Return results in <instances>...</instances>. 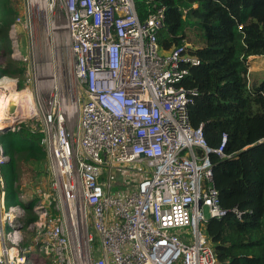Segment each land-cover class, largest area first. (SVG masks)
<instances>
[{
  "label": "built area",
  "instance_id": "2783aa9c",
  "mask_svg": "<svg viewBox=\"0 0 264 264\" xmlns=\"http://www.w3.org/2000/svg\"><path fill=\"white\" fill-rule=\"evenodd\" d=\"M18 11L12 57L31 101L12 113L7 104L0 137L27 122L42 134L51 190L34 193L37 219L25 225L13 196L6 205L1 141L0 264H33L34 254L54 264H218L203 227L228 213L210 160L225 157L227 136L212 149L190 123L198 93L179 83L200 60L183 47L161 51L165 9L145 21L135 0H19ZM3 88L18 91L19 78L1 75ZM186 147L195 151L184 158Z\"/></svg>",
  "mask_w": 264,
  "mask_h": 264
},
{
  "label": "trees",
  "instance_id": "16d2710c",
  "mask_svg": "<svg viewBox=\"0 0 264 264\" xmlns=\"http://www.w3.org/2000/svg\"><path fill=\"white\" fill-rule=\"evenodd\" d=\"M135 5L140 21L165 9L161 51L183 47L200 60L179 83L198 93L188 106L191 125L201 127L212 149L227 136L225 157L211 153L210 160L220 206L228 213L203 227L217 263L264 264V78H255L250 70L253 59L264 55V0H135ZM179 8L188 9L185 17ZM17 14L18 3L0 0V67L5 63L0 76L24 73L25 65L11 58L9 31ZM22 86L19 79L20 90ZM41 139L30 122L2 138L9 156L3 176L14 203L28 213L25 225L37 219L32 208L37 197L23 205L17 184L21 165L42 173L47 155ZM233 209L242 213L240 219Z\"/></svg>",
  "mask_w": 264,
  "mask_h": 264
},
{
  "label": "rangeland",
  "instance_id": "374dc122",
  "mask_svg": "<svg viewBox=\"0 0 264 264\" xmlns=\"http://www.w3.org/2000/svg\"><path fill=\"white\" fill-rule=\"evenodd\" d=\"M18 1L19 0H14L16 5H17ZM18 12H20V11H18ZM19 34H20L21 44L23 45V48L25 50V47L27 45V37L22 30H19ZM11 58H13V57H11ZM255 59H257L259 64H262V67H264V56L257 57ZM2 61H4V60H2ZM4 64L5 63H3V62L1 63L2 66H4ZM254 68H255V71H258V73H256V78H258V79L263 78L264 77V68L262 70L261 68L258 67L257 64L255 65ZM20 76H15V77H18L19 79H23L25 74L23 73ZM9 77H13V76H9ZM15 77H13V78H15ZM20 88L23 89V86ZM7 90H9V89H7ZM1 141H2V138L0 137V143H1ZM3 168H4V166H3ZM3 168H2V170H3ZM45 169H46V167L43 166L42 173H38L36 171V169L31 165H27V166L21 165V171L19 174V182L17 184V187H18V189L20 187V190H19L20 192L18 194V200L20 202H22L23 205H30L29 203H31L35 200L34 193L36 194V191L38 189L45 188L46 191L51 190L50 178H49L48 174L46 173ZM117 181H118V183H120L121 179L118 178ZM118 189H119V184L113 185V188H112L113 192L117 191ZM11 204H13L12 195L8 191V202L6 205H11ZM27 215H28V213L26 212L24 220L26 219ZM93 233H95V231H93ZM23 234H24V238L26 241H29L33 237V233H31L29 231H24ZM93 244L96 248L99 249V239L97 236H96ZM33 258L35 259V260H33V264H54V258L52 256H49V255L37 256L36 254H34Z\"/></svg>",
  "mask_w": 264,
  "mask_h": 264
},
{
  "label": "bare ground",
  "instance_id": "6f19581e",
  "mask_svg": "<svg viewBox=\"0 0 264 264\" xmlns=\"http://www.w3.org/2000/svg\"><path fill=\"white\" fill-rule=\"evenodd\" d=\"M8 87H11V86H8ZM3 90L0 89V119H4L6 117L5 110H6L7 104L11 105V103L14 102L15 105H18L19 103L23 105V101H25V103L28 104V107L30 106L29 101H31V95L26 90H22V91L10 90L9 92H7L5 88H3ZM199 128H194V129L198 130ZM191 151H195V148L186 147L179 153V155L185 158V157H188Z\"/></svg>",
  "mask_w": 264,
  "mask_h": 264
},
{
  "label": "crops",
  "instance_id": "0c3cea01",
  "mask_svg": "<svg viewBox=\"0 0 264 264\" xmlns=\"http://www.w3.org/2000/svg\"><path fill=\"white\" fill-rule=\"evenodd\" d=\"M262 56H264V55H262ZM262 56H257V57H262ZM257 57H255V58H257ZM253 59V62H252V66H251V68H250V70H251V72H252V74H253V76L256 78V73H258V71H255V65L257 64L258 65V67L259 68H261L262 70H263V68L264 67H262V64H259V62L257 61V59ZM264 78V77H263ZM262 79V78H261ZM260 80V79H259ZM12 88H10V90H11ZM4 91V90H3ZM2 91V92H3Z\"/></svg>",
  "mask_w": 264,
  "mask_h": 264
},
{
  "label": "water",
  "instance_id": "95a60500",
  "mask_svg": "<svg viewBox=\"0 0 264 264\" xmlns=\"http://www.w3.org/2000/svg\"><path fill=\"white\" fill-rule=\"evenodd\" d=\"M15 107H16L15 103L12 102L11 105H10V108H9V113H12L15 110Z\"/></svg>",
  "mask_w": 264,
  "mask_h": 264
},
{
  "label": "clouds",
  "instance_id": "9594fccd",
  "mask_svg": "<svg viewBox=\"0 0 264 264\" xmlns=\"http://www.w3.org/2000/svg\"><path fill=\"white\" fill-rule=\"evenodd\" d=\"M14 77V76H13ZM19 91H21L20 89H19Z\"/></svg>",
  "mask_w": 264,
  "mask_h": 264
}]
</instances>
